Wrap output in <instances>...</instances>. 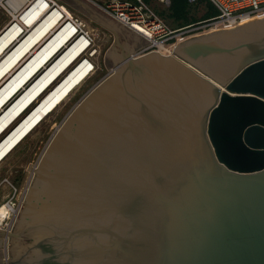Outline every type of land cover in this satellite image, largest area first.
<instances>
[{
    "label": "water",
    "instance_id": "water-1",
    "mask_svg": "<svg viewBox=\"0 0 264 264\" xmlns=\"http://www.w3.org/2000/svg\"><path fill=\"white\" fill-rule=\"evenodd\" d=\"M67 1L112 30L115 70L35 168L11 264H264V16L137 54L151 41Z\"/></svg>",
    "mask_w": 264,
    "mask_h": 264
},
{
    "label": "rangeland",
    "instance_id": "rangeland-1",
    "mask_svg": "<svg viewBox=\"0 0 264 264\" xmlns=\"http://www.w3.org/2000/svg\"><path fill=\"white\" fill-rule=\"evenodd\" d=\"M106 1L110 0H98L99 3ZM126 1H130L137 5L146 16L158 17L164 23H166L170 29L169 36L164 41L165 45L159 44V46H156V48L163 49L162 51L164 52H167V50L172 49L174 45H177L186 39L195 37L197 35H202L210 31L226 28L222 26L223 24L217 23L215 16L218 15L219 10L211 0ZM72 12L80 15L84 22V31L83 33H80V29L78 28L76 31L73 24L68 21L69 25L74 30L73 32L75 39L77 40L80 37L84 38L83 51H88L89 54H95L92 61L97 66V68L56 109L53 108L54 110L44 118L42 116L34 121H31L28 124L30 126L23 130V133L20 134L14 142H12L8 150L3 154L0 153V161L2 160L0 162V216L4 215V217H7L10 215L6 218V220L0 223V264H4V254L6 250H9V253L12 257L9 233L24 206L29 189L35 177V168L39 165L41 158L46 152L55 134L63 122L71 114V112L76 108V106L86 97V95H88L100 82L106 79L115 70L113 66L107 67L105 63L107 49L113 43L115 37L112 30L94 18L87 17L84 14L78 13L76 11ZM260 17L255 16L245 19L243 23ZM52 39L53 38H51L47 44L51 42ZM143 48L144 47L142 46L133 52H137V54L146 52L147 49ZM64 50L65 47H63V45L56 50L53 49V51H51L49 55L46 56L47 58L45 57L46 59L42 62V64L40 63L41 65L39 67L41 69L39 72L33 77V74L35 73L34 71L28 77L24 83L23 91L20 92V95L15 100V102L12 101L9 104H12L13 102L16 103L22 95L28 92L33 82L39 79L37 77H40L43 72L46 73V71L50 69V66H52L53 63H55V61L61 56ZM83 51H81V53H83ZM38 53H36L27 63L30 64L34 62ZM88 60H90V58H88ZM67 66H69V64ZM76 69L77 67L68 69L69 73L67 75L70 76V74ZM66 71L67 70L64 68V70L58 72L57 76L53 78L54 80L52 79L53 81L49 80L50 82L47 83L48 85L45 84V86H43L44 91L37 98H39L42 94L43 95L36 103L35 100L37 98L30 105V107L26 108V110L29 108L28 112L31 111L32 108L35 107L36 104L40 103V101L45 97V92L49 91L50 85L54 88L57 84L60 86V84L65 82L67 75L64 77V80H62L60 77ZM43 87H41V89ZM8 106L4 109L0 116L11 107ZM30 114H32V112ZM28 116L29 115H27L26 112H24L22 115H19V121L14 126L13 124L18 119L15 122H12L13 124L11 123L12 125L10 128L17 129L23 127L24 123L22 124V121ZM9 117H11V113L6 118ZM40 119L42 120L37 124ZM34 127L36 128L33 129ZM11 203L15 204V212L12 210L13 207L11 206ZM3 211H7V213H3Z\"/></svg>",
    "mask_w": 264,
    "mask_h": 264
},
{
    "label": "bare ground",
    "instance_id": "bare-ground-1",
    "mask_svg": "<svg viewBox=\"0 0 264 264\" xmlns=\"http://www.w3.org/2000/svg\"><path fill=\"white\" fill-rule=\"evenodd\" d=\"M37 1L38 0H32V2L26 6L19 15L17 14V16L9 23L10 26L8 25L9 28L7 31L0 36V114L9 103L12 101L15 102L20 95V92L23 91L25 81L34 71L35 73L33 74V77L39 72L41 69L39 66L53 49L56 50L63 45L65 50L52 66L49 65L50 69H48L46 73L43 72L40 77H37L39 79H36L37 81L33 82L28 92L22 95L16 103L13 102V105L9 104L8 107L12 106L0 116L1 154L5 153L12 142L23 133V130L30 126L28 124L31 121L49 115L97 68L92 61L95 54H89L88 51H83L84 38L80 37L77 40L75 39L74 30L71 28L68 21L73 24L76 31L79 28L80 33H83L84 30L83 25L79 26L72 21L70 15L72 13L66 14L62 8L52 5L50 1L43 0L47 5L50 4L51 7L45 10L34 7L29 11L26 17L21 20L25 13L31 9ZM135 17L137 18L136 23L142 24L145 27L148 26V22L143 20L140 14H137ZM245 19L238 24L243 23ZM26 24L28 25L27 27ZM85 37L87 38L86 35ZM51 38L53 39L47 44ZM145 48L146 46L143 49ZM151 50H157L164 54L173 53L172 49H170L172 51L165 49L167 52H164L162 51L163 49L156 47L155 49L149 48L147 51ZM81 51H83V53H81ZM36 53H38V55L35 58V61L28 64L27 62ZM88 58H90V60H88ZM73 60L75 61L72 62ZM68 64L69 66H67ZM72 67H77V69L69 76L67 75L69 73L68 69ZM64 68L67 71L64 73L65 75L63 74L60 78L64 80V77L67 75L65 82L60 84V86L57 84L54 88L50 85V89L48 88L49 91L45 92V97L28 112L29 108L27 110L26 108L30 107L34 100L44 91L43 86H45V84L48 85L47 83L57 76L58 72L64 70ZM41 87L43 88L41 89ZM39 98L35 100V103ZM24 112L29 116L22 121V124L24 123L23 127L11 129L12 122H15L19 115H22ZM31 112L32 114H30ZM10 113L11 117L6 118ZM19 119L13 124V126L19 121ZM42 119H40L37 124ZM11 206L13 207L12 210H15V204L11 203ZM3 213H7V211H3ZM7 217H4V215L0 216V223L6 220Z\"/></svg>",
    "mask_w": 264,
    "mask_h": 264
},
{
    "label": "built area",
    "instance_id": "built-area-1",
    "mask_svg": "<svg viewBox=\"0 0 264 264\" xmlns=\"http://www.w3.org/2000/svg\"><path fill=\"white\" fill-rule=\"evenodd\" d=\"M32 0H29V2ZM50 1L52 5L62 8L66 14L72 13L71 19L74 23L79 26L84 25L83 18L72 12V10L64 3L57 0H46ZM96 3L102 10L109 13L116 19L120 20L130 28L137 31L139 34L150 40L146 46L147 50L149 48L155 49L159 44H164V41L169 36L170 29L160 18L146 16L140 8L130 1L126 0H110L103 3H99L98 0H92ZM214 5L218 8L219 12L216 15L217 23L223 24L224 27H234L236 24L240 23L245 18H251L255 16L264 15V0H211ZM28 2V3H29ZM27 3V4H28ZM137 14H140L143 20L148 22V26H143L142 24L136 23ZM16 17L12 18V20ZM176 45L173 46L174 50ZM171 50V51H172ZM16 211L13 210V212ZM12 212V213H13ZM10 216V215H9ZM8 249V247H7ZM4 264H11V255L9 250L5 251L4 254Z\"/></svg>",
    "mask_w": 264,
    "mask_h": 264
},
{
    "label": "crops",
    "instance_id": "crops-1",
    "mask_svg": "<svg viewBox=\"0 0 264 264\" xmlns=\"http://www.w3.org/2000/svg\"><path fill=\"white\" fill-rule=\"evenodd\" d=\"M59 2H62L64 4H66L72 11H76L78 13L84 14L87 17L93 18L90 15H88L87 13H85L84 11H82L81 9H79L78 7H76L75 5H73L72 3H70L67 0H57ZM90 2H92L93 4H95L96 6H98L96 3H94L92 0H89ZM29 2V0H0V36L7 31V29L9 28V23L12 21V18L14 17V15L17 16V14L19 15L20 12H22L25 8V6L27 5V3ZM35 2V1H34ZM34 7L38 8H42V9H48L49 7H51V5H47L46 3H44L43 0H38L32 7L31 9H29L25 15L23 16V18L21 20H23L26 15L29 13L30 10H32ZM99 7V6H98ZM100 8V7H99ZM42 13V12H41ZM22 22V21H21ZM13 23V22H12ZM9 25V26H8ZM8 26V27H7ZM28 25L26 24V27ZM6 28V29H5ZM30 28V27H29ZM146 45H144L143 47H145Z\"/></svg>",
    "mask_w": 264,
    "mask_h": 264
}]
</instances>
